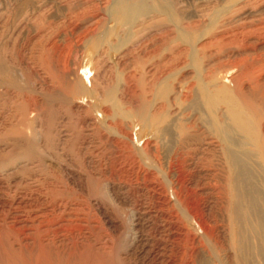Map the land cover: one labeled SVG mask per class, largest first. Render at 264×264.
Here are the masks:
<instances>
[{
  "label": "rangeland",
  "instance_id": "374dc122",
  "mask_svg": "<svg viewBox=\"0 0 264 264\" xmlns=\"http://www.w3.org/2000/svg\"><path fill=\"white\" fill-rule=\"evenodd\" d=\"M229 152L263 187L264 0H0V264H238Z\"/></svg>",
  "mask_w": 264,
  "mask_h": 264
},
{
  "label": "bare ground",
  "instance_id": "6f19581e",
  "mask_svg": "<svg viewBox=\"0 0 264 264\" xmlns=\"http://www.w3.org/2000/svg\"><path fill=\"white\" fill-rule=\"evenodd\" d=\"M240 113H242V112H240ZM237 114H233L231 116L232 124L237 129H239L241 133H243V132L249 133V130H251L249 124H247V122L244 120L245 118L242 119L241 116H239L240 114L239 115H237ZM248 116H251V115L248 114L247 117ZM250 118H252V116L249 117L248 119H250ZM218 122H219V120H218ZM220 122H221V120H220ZM254 122H255V120H254ZM216 124H218V123H216ZM220 124L222 125V123H220ZM221 127H223V126H220V128ZM228 127L229 126L223 127V129H222V132H224L223 134H226L225 132L226 131L228 132L230 130L229 129L230 127L229 128ZM220 128L218 127V130ZM216 130L217 129H215V131ZM218 130H217V132H219ZM222 132H221V134H222ZM219 134H220V132H219ZM225 136L226 135H224V137ZM227 137H229L228 134H227ZM241 139H242V137H241ZM250 140H251V138H250ZM242 141H243V139H242ZM252 141H254V140H252ZM224 142H225V139H224ZM236 143H235V145H236ZM230 144H232V143H230ZM224 145H225V143H224ZM226 146H228V144ZM240 149L237 148L238 151ZM242 151H241V153H243ZM233 152H234V150H233ZM243 154H246V153H243ZM247 156H248V154H247ZM225 157H227L226 159H228V164H229L228 168H230V170H229L230 171V175H229L230 178H228L229 194H227V195L231 196L230 198H232V200L231 199L230 200L233 202L235 201V199H240L241 197L242 198L244 197L245 202L244 201H242V202L245 203L246 205H244L243 207L248 206V208L250 210V213L246 210V212H248L250 214L249 216L247 215V216L243 217L244 216V214H243L242 217L241 216L239 217V215H237V216L235 215L236 221L238 222V225H237L238 227L235 231V239L233 237V239L235 240V244H234L235 246H233V247H236V253H237L236 257H237L238 264H264V194H263L264 193V191H263L264 190V183L262 184L263 187H261V185L259 184L260 181L257 182V184H256V182H254V181H257V178H256V180L254 179V181L252 180V178H243V177L248 175L249 170L247 169V166H246L245 162L243 161V158L241 155L229 152L227 154V156H225ZM228 187H227V189H228ZM256 187H257V189H256ZM228 202H229V200H228ZM257 204H258V207H257ZM234 207L235 206L233 204V207H231V208H233L232 212H234L233 211ZM235 212H236V210H235ZM243 213H244V211H243ZM230 215H232V214H230Z\"/></svg>",
  "mask_w": 264,
  "mask_h": 264
}]
</instances>
